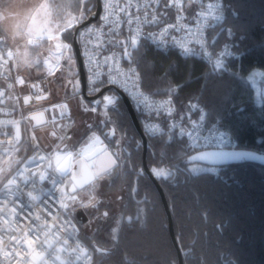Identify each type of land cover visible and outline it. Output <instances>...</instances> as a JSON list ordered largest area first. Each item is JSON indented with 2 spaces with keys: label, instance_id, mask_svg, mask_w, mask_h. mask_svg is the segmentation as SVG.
Returning <instances> with one entry per match:
<instances>
[{
  "label": "trees",
  "instance_id": "trees-1",
  "mask_svg": "<svg viewBox=\"0 0 264 264\" xmlns=\"http://www.w3.org/2000/svg\"><path fill=\"white\" fill-rule=\"evenodd\" d=\"M5 1L0 0V7ZM221 1L223 23L210 27L208 36L216 37L215 45L227 41L238 54L229 58L223 73L210 75L202 57L182 56L176 49L163 51L144 42L139 53L134 49L133 58L145 90L164 96L166 89L176 87L174 117H183L184 123L195 119L200 110L190 111L189 102H198L208 122L218 121L230 131L237 142L235 148L264 153V94L257 104L247 79L254 68L264 70V0ZM67 2L61 0L62 4ZM2 32L0 20V36ZM65 66L62 65L66 69ZM72 71L78 77V67ZM29 73L30 77L38 75L34 69ZM60 73L50 80L52 101L64 88L63 78L57 79ZM77 93L81 94L80 88ZM111 109H107V120L120 130V139L127 137L126 148L131 143L124 155H131L137 170H144L141 138L122 99L115 111ZM161 119L165 132L146 133V163L150 170L158 167L175 172L174 179L158 181L171 210L183 264H264V164L241 159L213 164L216 169L212 171L193 173L189 165L196 161H189L188 156L195 151L187 147L176 129L170 131V118ZM101 120L95 124L97 128ZM136 142H140L139 146ZM97 184L104 207L111 193L118 191L127 199L122 209L125 218L135 217L137 208L142 211L134 225L125 219L115 240L111 226L103 220L79 223L81 237L94 250L91 264H178L162 199L145 171L138 184L137 177L129 176L124 168L116 169ZM133 187H138L139 195L131 192ZM133 195L140 201L146 199L147 204H138ZM94 245L108 252L97 253Z\"/></svg>",
  "mask_w": 264,
  "mask_h": 264
},
{
  "label": "snow or ice",
  "instance_id": "snow-or-ice-1",
  "mask_svg": "<svg viewBox=\"0 0 264 264\" xmlns=\"http://www.w3.org/2000/svg\"><path fill=\"white\" fill-rule=\"evenodd\" d=\"M196 0H189V5L194 4ZM155 7H152V5ZM20 8L25 10V20L31 19L33 23L35 22L36 16L39 15L41 12H47L49 8H53L57 12V16H64L66 17L63 24L58 26L55 29V35L52 34V30L48 29L47 39L48 41H56L54 47L56 50L55 60L56 63L49 67L50 59L52 55V47L49 46L47 49L48 55H44L42 53H36L37 59L34 62L28 63L29 69H34L37 71L38 75L36 79L40 81V83H32L29 85L30 89H35L37 91L30 92L29 95L24 97V104L28 105L29 101L32 99V96L35 97L36 102L46 101L49 99V93L47 88L43 85L46 83L45 77H56L57 72H64V68L61 66V61H64V64L67 68V73L69 76L68 83L72 84V69L74 67H78L77 61L79 58H83L84 63L88 66L89 72L92 74L89 77L90 83V91L94 94L103 95V101L100 99H96L93 103L96 105L95 107H89L84 105L85 111L97 112L98 107L103 103V107L108 109L109 106H112V111H115L118 107L119 103V95L117 93V89H123L125 93H127L136 103L137 105L140 104H147L149 100V96H146L145 93L141 90L143 88V78L142 74L138 71V65L136 64L132 53L125 47L123 55L128 58L129 65L128 67L121 68L119 66V61L112 56L104 57V66L107 67V73L105 74L104 79H97L100 73L95 72V70L91 67L93 64L96 65L97 68L101 67L100 62L95 60L91 54V50L89 45L92 43L91 39L85 40L86 36H90L95 31L103 32V29L107 27L109 32H113L112 27V17L117 12L123 13L126 16L127 23L130 28V41L131 47L139 53V49L143 47L142 41L152 40L153 43L157 44L159 47L161 44H164V37H166L169 33V30L172 28H176L177 25L167 24L159 33V35H155L149 33L148 35H144L141 31L140 26L133 28V25L136 24H146V25H154L159 24L162 22L161 17L166 16L169 14L168 10L176 9L177 10V23L184 18V8L185 5L182 3V0H150L149 3H145L143 5L137 4V11L140 10L142 7L144 9V19L143 21L140 20V17L133 16L130 13V9L132 7L131 2L126 3L124 6H119L118 4H113L112 0H76L75 3H72L71 0L67 3L63 4H56V3H49L48 0H43L38 4H30L23 2L20 0L19 2ZM152 8L151 18L149 19V12L148 9ZM200 10L195 13V18L197 20H207L210 16L215 21H221L224 19L223 16V9L222 5L218 2L209 3L205 8L202 0L200 3ZM67 9H71V12H68ZM93 9H96L94 11ZM102 9V12H101ZM161 9L164 11L161 12ZM72 13H78L73 15ZM89 16L96 17L99 16V21L96 25H91V21L89 20ZM45 27L47 26V21L44 22ZM74 24L80 25L78 28H74ZM116 28H119V23L115 24ZM83 29V30H81ZM72 30V31H69ZM32 29L29 28V36L31 35ZM12 32L11 29L5 28L3 30V36L0 38V52H3L4 49H8L5 55H0V60L3 61V64L8 67L9 71H11V64L10 61H13L16 58V53H14L8 44V34ZM188 34L197 35L200 34V38L196 40V43L200 45V53H195L193 49L187 46V43L184 42L183 39L180 41H173L178 47L182 49V54L185 56L190 55H201L206 60L207 65L209 67V74L210 75H217L221 74L226 70V65L223 61V57L225 55H230L231 52L227 50V46H225L224 50H221L219 53H214L209 49L214 47L215 41L213 43H208L205 38H203L200 30H197V33H192L191 28L187 29ZM78 34L80 38V42L83 44V53L75 48V35ZM13 40L17 47H19V40L15 39L16 33H12ZM117 43H125V41L117 40ZM37 41H34L31 38H28L25 43V48L30 45L36 44ZM43 47L42 45H40ZM166 46V45H165ZM35 51V49H33ZM111 62V63H110ZM116 64V68L112 67V64ZM17 71L19 72L20 65L17 64ZM30 75V73H29ZM259 75L264 76V73H260ZM10 79V77H9ZM50 83V81H47ZM79 80H76L75 85H73V91L78 90ZM15 84L24 86L26 84V79L21 76H17ZM9 88H13L14 85L12 83L8 84ZM110 93L108 95H104V93ZM168 99L162 100L159 102V106L155 109L157 115L161 114L165 106H168V110L166 112L167 116L172 117L175 111L174 105L172 104V96L174 90L169 87L166 89ZM156 94H159L156 93ZM5 92L0 91V96H4ZM151 95V94H150ZM69 106L67 103L64 104H53L51 108L44 109V111H57L59 110V115L64 117L66 115V111L68 110ZM189 110L196 111L202 109L199 108L198 102L193 103L192 101L189 102ZM44 111L34 113L31 115L30 119L35 120L37 126H40L44 123L43 116ZM67 114L70 115V112ZM104 115L107 117L108 112H105ZM205 119L203 112L200 116V120L203 121ZM183 117H181V121ZM52 122L56 128L60 130V134L56 131H52L50 135L54 138V141L51 145H46L45 147L48 149L47 155L40 153L41 145L39 143V137L33 134L31 137L34 143L31 144V149L34 152V155L30 157L27 161H16V165L21 163H36L37 161H49V167H51V161L53 157L55 158V169L54 171L58 173L60 179L57 180L55 177L52 178V184L57 186L58 190L61 192V196L58 199L59 208L62 209V213L58 214V218L64 220L65 224L71 225L73 228L75 225L72 224V221L75 219V213L77 208H82L85 211L89 209L95 210L96 215L93 216V220L99 222L103 220L105 224L111 226V237L113 240L118 239V232L120 227L124 224L125 219L127 220L128 224L134 225L140 218V212L142 209L137 208L136 216L133 217L132 215H128L126 218L124 217L123 213L120 216H114L109 211H104L100 213V206L101 202L98 199L100 193L95 191L96 188V181L102 180L106 176H110L116 169L124 168L128 170L129 176L135 175L137 177V184L139 183L140 177L144 174V170L141 168L137 170V165L132 161V156L129 155L125 157L123 153L131 148V143L125 147V140L127 137L123 139L115 140L117 148L114 152H109L107 148L98 149V153H102L103 156L108 158L109 163L106 166H102L99 168L98 171L95 173L84 175L82 179H77L78 173L71 167V164L76 157L81 156L82 153L87 152L88 149L96 146L102 145L104 143L101 140V136L107 140L109 137L115 139L117 134V129L112 128L108 132H103L101 129L97 128L93 124H89L86 132L84 135L88 136V141L85 143L87 144V148H81L79 152H74L72 148L74 145L71 142L72 137L69 136L68 129L63 124L56 123V117H52ZM109 121L107 119L101 120L100 123L107 126ZM9 123H18V122H9ZM193 126H195V122H192ZM158 127V126H157ZM179 128V135L184 136L188 135L190 138L192 133L185 129L183 123H177L173 120V123L170 125L171 129ZM91 133V135H89ZM99 133V134H97ZM17 141L20 140L19 132L16 136ZM139 146L140 142H136ZM255 157L251 154L245 153H200L195 156H188L189 161L194 160H210L212 162H218L223 160H240V159H254ZM9 165V169H11V173L6 172L4 169H0V173H3V179L7 180V183L4 184V188L11 190V186L16 183L15 174L18 173L20 177H24V171L26 169H21L16 167L12 169V161L7 162ZM177 171H179L177 169ZM191 172L195 173L198 169L193 168L190 170ZM208 171H212L209 169ZM152 175L156 177V179H160L164 182L168 181L169 179L175 178V172L171 170H164L161 168H153L151 170ZM11 175V178H9ZM40 179H45V174L43 172L40 173ZM85 185H91L90 188H85ZM131 192L135 195H139L138 187H133ZM31 196V193H29ZM32 199H36V197H32ZM48 202L45 201V204ZM138 204H147V200L138 201ZM13 213H15V209H12ZM51 211H49V215H51ZM89 215H92V212H88ZM37 220L40 219L39 216L36 217ZM38 227L44 228L48 227L51 228V224H44L39 225ZM31 231V230H30ZM29 236V232H25V237ZM11 239L15 241L16 244H20L21 241L18 240L15 236H12ZM39 242V236L36 237V240L32 239H25L24 243L29 247ZM68 241L65 240V243ZM99 244V242H97ZM77 248L80 249L81 252L87 254V249L81 247L79 244ZM105 250L99 246L95 247V252L103 253ZM13 253L8 252L6 253L5 259H11ZM40 254H35L33 259H38Z\"/></svg>",
  "mask_w": 264,
  "mask_h": 264
},
{
  "label": "built area",
  "instance_id": "built-area-1",
  "mask_svg": "<svg viewBox=\"0 0 264 264\" xmlns=\"http://www.w3.org/2000/svg\"><path fill=\"white\" fill-rule=\"evenodd\" d=\"M129 2L132 4L129 10L130 13L133 16L138 15L140 20L143 21L144 9L141 7L140 10L137 11V4L143 5L149 3L150 0H112L113 4H118L121 7ZM215 2H217V0H202L205 8L209 3ZM218 2L222 5L223 9L222 1L218 0ZM182 3L185 5L183 13L184 18L179 24L177 23V10L171 9L168 10V15L161 17L162 22L159 24L141 25L138 23L133 25V28L140 26L145 36L149 33L159 35L167 24L177 25L176 28L170 29L168 35L164 37V44L158 47L152 40L142 41L146 46L163 51L176 49L182 56H185L182 54V49L173 43L174 40L180 41L183 39L184 42L187 43V46L198 54L201 49L200 45L196 43V40L200 38V34H188L187 29L189 27L192 33H197L199 29L203 38H205L208 43H213V41L216 42V37L215 39L209 38L208 29L216 25L220 26L224 19L215 21L209 16L207 20H197L195 18V13L200 10L199 6L201 0H196V2L191 5H189V0H182ZM152 7H155V5L153 4ZM163 11L164 10L161 9V12ZM148 12L150 19L152 13L151 7L148 9ZM98 21L99 16L95 21L91 22V25H96ZM116 23H119V28L115 27ZM112 27V33L105 27L103 32L95 31L90 34V36L85 37V40L91 39L92 43L89 45L91 54L101 65L99 68H97L95 64L91 66L95 72L101 74L97 77L98 80L104 79L107 73V67L104 66V57H115V59L119 61V66L126 69L129 65V61H127L123 55L124 47L127 46L133 56L134 49L131 47L129 38L130 28L125 14L119 12L114 14L112 17ZM78 39L82 54L83 44L80 42L79 35ZM117 40L125 41V43H117ZM55 43L56 41L53 42L49 67L56 63ZM225 46H227V50L231 52L230 55H225L223 57V61L227 67L229 58L238 56L227 41H221L219 45H215L214 43V47L209 50L214 53H219L221 50L225 49ZM6 53L7 51L4 49L3 52H0V55H5L6 57ZM192 56L203 58L201 55ZM60 63L62 66L63 60ZM83 64L87 80V89L92 93L89 83V77L92 74L89 72L88 66L84 63V60ZM112 67L115 69L116 64L113 63ZM58 73L59 72H57L56 75ZM18 75L26 79V84L24 86L15 84ZM52 78L53 77H45L46 83L43 85L47 88L49 96L50 90L47 81H50ZM9 83H12L14 87L9 88ZM32 83H40V81H38L36 77H30L25 73L14 71L12 66L11 71H9L8 67L0 60V91L5 92L4 96H0V169H4L6 172L11 173L12 170L9 169L8 161L13 162L12 169L16 167L26 169L23 178L20 177L18 173L15 174L16 183L11 186V190L4 188V184L7 183V180L3 179V173H0V264H91L94 259V250L90 248L81 237L80 227L76 217L72 221V224L75 225L74 228L71 225L65 224L63 219L58 218V214L62 213V209L59 208L57 202L61 196V192L58 190L57 186L52 184L53 177L57 180L60 179L58 173L54 171L56 163L55 158L53 157L51 161V167H49L48 160L28 164L21 163L19 165L15 163L16 161H27L34 155L30 147L31 144L34 143L31 139L33 134L39 137V143L41 145L39 150L40 153L47 155L48 149L45 146L51 145L54 141L50 133L56 131L60 134V130L56 128L52 122L53 116L56 117L57 124H63L68 129V135L73 125V118L71 115H67L66 113L64 117H61L59 115V110L55 112L45 111L46 122L40 126L33 125L29 117L31 112L51 108V106L56 103H45V101L36 102L35 97L32 96L31 102L25 105L22 101V96L37 91L30 89L29 85ZM121 90L123 91V89ZM141 90L146 96H149L147 104L137 105V103L127 93L126 94L137 112L139 123L145 134L161 135L165 132L166 129L161 118H170V125L173 123V120L178 124L182 122L174 116H167L166 112L168 106H165L164 111L157 115L155 109L159 106L160 101L168 99V95L159 96L144 88ZM173 90L174 94L176 87H174ZM172 104L174 105L175 113L176 104L173 96ZM199 108L202 109L205 117L203 121L200 120L202 112L199 111V115L195 119H190L188 123L182 122L185 129L192 133L191 138L188 135L182 136L185 139L187 147L194 151L208 148H234L237 142L230 131L218 121L208 122L205 110L202 107ZM193 121L195 122V126L192 124ZM38 129L45 130L44 136L38 132ZM176 130L179 133V128H176ZM18 132L20 136L19 141L16 139ZM72 150L74 152L77 151L76 148ZM41 172L45 174L44 180L40 179ZM9 178H11V175H9ZM29 193H31V196ZM32 197H36V199H32ZM45 201L48 203L45 204ZM12 209H15V213H13ZM49 211H51V215H49ZM37 216L40 217L39 220L36 219ZM44 224H51L52 227H38ZM25 232H29L28 237H25ZM12 236H15L21 243L16 244L15 241L11 239ZM37 236H39V242L34 244L32 248H29L24 243L25 239L36 240ZM65 240L68 242L65 243ZM78 244L87 249V254L81 252L80 249L77 248ZM8 252H12L13 255L11 259L6 260L5 256ZM35 254H40L39 258L36 260L33 259Z\"/></svg>",
  "mask_w": 264,
  "mask_h": 264
},
{
  "label": "rangeland",
  "instance_id": "rangeland-1",
  "mask_svg": "<svg viewBox=\"0 0 264 264\" xmlns=\"http://www.w3.org/2000/svg\"><path fill=\"white\" fill-rule=\"evenodd\" d=\"M20 0H6L4 5L0 7V20L2 24L3 30L5 28H9L12 30V32H9L8 34V44L11 50L16 53V58L11 62L12 69L14 71H17L16 65L19 64V72L25 73L28 75L29 72H31L33 69H29L28 63L34 62L37 59L36 53H42L44 55H47V49L49 46H53L54 41H48L47 35H48V29L52 30V34L55 35V29L58 26H61L65 20L66 17L64 16H57V12L53 8H49L47 12H41L39 15L36 16L35 22L31 19L25 20V10L20 8L19 5ZM23 2L30 3V4H38L40 2H43V0H23ZM49 3H56V4H62L61 0H48ZM68 12H71L70 9H67ZM73 15H76L78 13H72ZM47 21V26L45 27L44 22ZM29 28L32 29L31 35L29 36ZM15 32L16 36L15 39L19 40V47L16 46L12 33ZM2 35L0 36L2 38ZM28 38L33 39L34 41H37L36 44L30 45L27 48H25V43ZM42 45L43 47H41ZM35 49V51H33ZM8 51V49H5ZM64 66V61H63ZM66 67V66H65ZM67 69V68H66ZM66 69L64 68V72L59 74V78H63V90H61L60 95L54 99L53 101L51 99H48L45 101V103H51L55 102L56 104H64L67 103L69 106L68 110H65L66 113L70 112L71 117L73 118V125L70 130L69 136L72 137V140L70 143L79 144V151L81 148H87V144L85 143L88 141V136L84 135L86 132L88 125L93 124L95 125L99 118L102 120L107 119V117L104 115L105 112H107V109L103 107V103L98 107L97 112H91V111H85L84 105L90 106L88 103L83 100V97L81 94H78L77 91H73V85H75L76 80H78V77L75 75V72L72 71V80L73 83H68V73L66 72ZM18 72V71H17ZM260 73H264L263 69L260 68H254L248 75L247 79L251 83L253 89H254V101L257 104H260L262 102V91L264 89V76L259 75ZM58 75V74H57ZM56 75V76H57ZM51 82L48 84L49 90ZM63 91H69L67 94H64ZM108 95V94H106ZM69 115V114H67ZM38 132L44 136L45 130L44 129H38ZM99 134V133H97ZM91 135V133H89ZM82 137L81 139H79ZM101 140H103L101 136ZM91 149V148H90ZM88 149V150H90ZM87 150V151H88ZM86 153V152H84ZM81 158V157H80ZM196 168L198 171H204V170H214L216 169L213 164L205 163V162H193L189 165V169Z\"/></svg>",
  "mask_w": 264,
  "mask_h": 264
},
{
  "label": "water",
  "instance_id": "water-1",
  "mask_svg": "<svg viewBox=\"0 0 264 264\" xmlns=\"http://www.w3.org/2000/svg\"><path fill=\"white\" fill-rule=\"evenodd\" d=\"M94 11H96V9H94ZM97 17L98 16H96V17L89 16V20L91 22L95 21L97 19ZM78 27H80V25L77 24L75 26V28H78ZM75 40H76L75 48L78 49L81 52L80 45H79L78 34L75 35ZM124 50H125V47H124ZM125 59L127 61H129L127 57H125ZM77 64H78V77H79V81H80L81 95H82L83 99L86 100L87 102H89L92 106H96L93 103V101L96 100V99H100L101 100L103 95L90 93L88 91L86 74H85V70H84V64H83L82 56H81V58L78 59ZM32 90L35 91V89H32ZM116 91H117V93L119 95V98L122 99V101H123L128 113H129L131 121H132L134 127L136 128L138 134L140 135L141 142H142V145H143V168H144L146 174L149 176V178L155 184V186H156V188H157V190H158V192L160 194V197L162 199L165 212H166L167 217H168L170 236H171L173 244L176 247V251H177V255H178V264H183L182 251H181L180 246L178 244V240H177L174 228H173L172 214H171V210H170L168 201L166 199L165 193H164V191H163L158 179H156V177L154 175H152V172H151V170L149 169V167H148V165L146 163V154H147V149H148L147 136H146L145 132L143 131V129H142L140 123H139L137 112L134 109L133 104H132L131 100L129 99V97L127 96V94L124 91H122L121 89H119V88ZM262 93L264 94V89H263ZM29 94L30 93H27V94L22 96L23 103H24V97L29 95ZM30 102H31V100L29 101V103ZM41 111H44V110L31 112L29 114V117H31L32 114L38 113V112H41ZM43 120H44V123H45L46 122V112L45 111H44ZM32 123H33L34 126H37L35 120H32ZM105 147H106V145L104 144L99 149H102V148H105ZM200 153H245V154H251L255 158L254 159H246V160L264 164V153H259V152L253 151V150L238 149V148L201 149V150L195 151L191 156H195V155H198ZM89 160L91 161L90 169L86 168L85 167V163H84V162L89 161ZM194 161L205 162V163H209V164H218V163L237 162L239 160H223V161H218V162H215V163L210 161V160H194ZM108 163H109L108 158L106 156H103L102 153H98L97 150H96L91 155H86L84 158H78L77 160H75L74 163H73V169L77 173H79L80 170L83 169L84 175H87V174L95 173L96 171L99 170L100 167L106 166ZM74 215L76 217V220L80 224L85 223L87 221V219H88L85 210L82 209V208H77V211H76V213ZM96 246H94V249H95ZM104 250H105L104 252H108V250H106V249H104Z\"/></svg>",
  "mask_w": 264,
  "mask_h": 264
},
{
  "label": "flooded vegetation",
  "instance_id": "flooded-vegetation-1",
  "mask_svg": "<svg viewBox=\"0 0 264 264\" xmlns=\"http://www.w3.org/2000/svg\"><path fill=\"white\" fill-rule=\"evenodd\" d=\"M106 94H110V93H107V92L104 93V95H106ZM101 101H103V96H102ZM109 107H112V106H109ZM99 128L102 129L103 132H108L110 129L116 128V127H115V125L112 122H108L107 123V126H105L104 124H101L100 123ZM120 134H121L120 130L117 129V134H116L115 139H113L112 137H109L107 140H105L104 137L102 136L104 143L102 145H96V146L92 147L90 150H88L86 153L81 154L82 158H84L86 155H91L94 151H96L99 148H101L104 144L106 145L105 148H107L110 152L115 151L116 148H117V145L115 143V140L120 139ZM123 155H124V153H123ZM78 157H80V156H78ZM78 157H76V159ZM125 157H127V156H125ZM74 161L71 164V167L72 168H73ZM86 163L90 164L91 161L90 160L89 161H86ZM82 176H84V174H82ZM97 182L98 181L95 182L96 183V188H95V191L96 192H98V186H97L98 184H97ZM84 187L85 188H90L91 185H85ZM133 197L137 201H140L141 200V199H138L137 197H135L134 195H133ZM98 199L101 202L100 213H103L104 211H109L113 215L116 214V216H120L121 215L122 209H123V205L125 204V202L127 200V199H125L124 195L122 193L118 192V191H115V192L111 193V195L109 196L108 200H106L107 201V205H108L107 207H104L103 206L104 205V203H102V200L103 199L100 196H98ZM85 212H86L87 217H88V219H87V221L85 223L90 222V221L91 222H94L93 216L96 215L95 210L89 209L88 211H85ZM88 212H92V215H89ZM94 246H96V245H94Z\"/></svg>",
  "mask_w": 264,
  "mask_h": 264
},
{
  "label": "crops",
  "instance_id": "crops-1",
  "mask_svg": "<svg viewBox=\"0 0 264 264\" xmlns=\"http://www.w3.org/2000/svg\"><path fill=\"white\" fill-rule=\"evenodd\" d=\"M74 148H76V150H77L76 152H79V149H80V148H79V144H78V145L74 144V147H73L72 149H74ZM82 154H83V153H82ZM80 157L82 158V156H80ZM80 157H78V158H80ZM78 158H77V159H78ZM77 159H76V160H77ZM84 163H85V167L90 169L91 165L88 164V163H86V162H84ZM81 172H82V173H81ZM82 174H84L83 169H81L80 172L78 173V177H77L78 180L83 178Z\"/></svg>",
  "mask_w": 264,
  "mask_h": 264
},
{
  "label": "bare ground",
  "instance_id": "bare-ground-1",
  "mask_svg": "<svg viewBox=\"0 0 264 264\" xmlns=\"http://www.w3.org/2000/svg\"><path fill=\"white\" fill-rule=\"evenodd\" d=\"M235 148V147H234ZM208 149H225V148H208ZM82 173V172H81Z\"/></svg>",
  "mask_w": 264,
  "mask_h": 264
}]
</instances>
